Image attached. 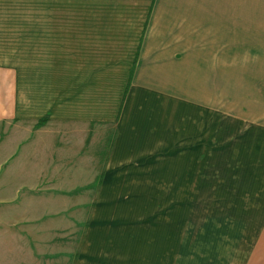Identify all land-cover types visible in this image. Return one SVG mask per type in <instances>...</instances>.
<instances>
[{"label":"crops","instance_id":"0c3cea01","mask_svg":"<svg viewBox=\"0 0 264 264\" xmlns=\"http://www.w3.org/2000/svg\"><path fill=\"white\" fill-rule=\"evenodd\" d=\"M32 1L27 18V0H0V264H180L186 251L169 234H114L96 214L122 207L123 195L199 191L203 168L216 170L219 121L233 125L234 112L218 111L219 79L235 78L233 15L222 10L219 24L227 0L83 4L65 60L56 1ZM260 93L237 128L254 178L243 184L264 199Z\"/></svg>","mask_w":264,"mask_h":264},{"label":"rangeland","instance_id":"374dc122","mask_svg":"<svg viewBox=\"0 0 264 264\" xmlns=\"http://www.w3.org/2000/svg\"><path fill=\"white\" fill-rule=\"evenodd\" d=\"M55 1L58 60H65L67 40L80 30L79 24L83 21L79 9L84 4V9L92 11L97 8L98 0ZM35 7V1L27 0V18ZM41 8L37 17L42 19V28H45L47 19L43 17V10L48 7ZM222 10L233 15L230 20L233 19L234 24L235 78L232 81L219 79L218 111L225 112L227 105H233L228 109L234 112H228L233 116V125L230 123L228 127L220 128L224 122L219 121L216 170L209 175V171L203 168L199 191L196 184L195 188L187 186L186 193L159 192L154 194V201L152 194L146 192L123 195L127 198L121 201L122 207L101 210L96 214L111 219L114 234L130 232L143 238L151 231L169 234V247L186 251V256L180 257V264H264V240L254 241L257 234L264 231V199L261 192L256 191V185L243 184L246 180L252 182L254 178L244 174L245 171L250 172V163L240 161L242 132L241 127L237 128L244 121L243 108L256 111V94L261 92L264 96V0L219 1V24L226 21V17L221 15ZM238 26L244 31L237 30ZM223 37L225 39V33L219 32V41H224ZM222 52H225L224 47L219 48V55ZM241 57L244 60L248 58L244 65L243 60H237ZM249 73L257 74L259 80L256 77L248 80ZM252 96L255 101L249 103ZM248 121L246 119L245 122ZM252 124L257 126L258 122L252 120ZM231 132L233 134H229ZM226 133L233 139L226 142ZM250 136L257 134L251 133ZM258 140L263 143L262 133L253 143H258ZM256 244L258 251L255 250Z\"/></svg>","mask_w":264,"mask_h":264}]
</instances>
